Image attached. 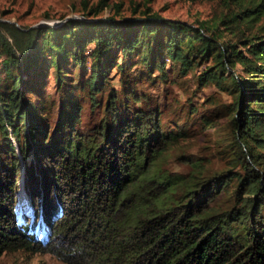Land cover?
I'll return each instance as SVG.
<instances>
[{
  "label": "trees",
  "instance_id": "trees-1",
  "mask_svg": "<svg viewBox=\"0 0 264 264\" xmlns=\"http://www.w3.org/2000/svg\"><path fill=\"white\" fill-rule=\"evenodd\" d=\"M107 1L56 25L0 20V256L49 249L68 264H264V0H234L220 15L249 28L261 20L237 40L242 49L220 43L207 21L149 8L97 16ZM132 53L148 78L164 77L165 55L183 72L213 58L199 82L230 84L232 166L209 169L183 151L187 171L167 167L184 125L165 127L135 91L141 105L113 87L100 100L109 70L124 73L119 59ZM73 66L88 75L71 82ZM49 69L56 111L44 90ZM84 99L99 116L80 123ZM22 161L33 215L21 212L19 223Z\"/></svg>",
  "mask_w": 264,
  "mask_h": 264
},
{
  "label": "rangeland",
  "instance_id": "rangeland-1",
  "mask_svg": "<svg viewBox=\"0 0 264 264\" xmlns=\"http://www.w3.org/2000/svg\"><path fill=\"white\" fill-rule=\"evenodd\" d=\"M99 0H0V19H7L18 25H54L60 20L68 18H81L82 11L95 7ZM107 5L98 11L97 16L116 17L139 16L143 10L149 8L157 11L164 17L181 19L188 22L207 21L210 27L218 25L219 30L217 39L220 43H234L242 49L239 38L248 35L253 31L261 20H255L253 27L245 24L236 25L235 22L223 24L220 22L221 14L235 9L234 0H108ZM55 24V25H56ZM243 30V31H242ZM87 46L86 49H89ZM121 54H119V58ZM164 77L156 76L157 70L151 74V78L141 75L145 68L141 65L137 53H132L125 59L129 65L124 73L113 66L108 72V82L102 88L99 98L104 102L108 90L113 87L117 90L122 99L128 104L141 105V101L135 102L131 97V92L146 95L145 100L152 106H157L160 110L159 118L165 127L176 128L184 125L186 134L182 136L177 145L172 147L169 158L164 164L167 167L175 168L178 171H187L188 165L180 162L177 153L184 151V154L197 157L199 161L209 169H220L232 166L235 162L229 144L230 135V109L232 104V94L227 87L230 84L225 82L221 86L211 78L207 72L208 81L199 82V75L206 72L209 65L213 63V58L209 57L197 64L193 69L183 72L178 62H171L165 55L163 57ZM72 76L71 82L75 83L78 78L88 75L87 66L85 69L73 66L70 69ZM235 73H240L241 68L238 63L232 68ZM45 93L49 95L55 105L58 99V90L51 74L48 71ZM144 102V101H143ZM146 102V103H147ZM84 110L81 117L82 121H88L91 117L98 118L99 114H93L87 103L83 100ZM154 109V108H153ZM95 113V112H94ZM151 115H155L151 110ZM32 155L27 156V162ZM25 170L23 161L21 162V175L17 181V202L16 213L19 223H24L22 213L32 216L31 197L27 193L24 185ZM219 193L217 197H223ZM21 199V205L19 200ZM22 212V213H21ZM38 227V226H37ZM38 237H44L45 232L36 229ZM0 264H68L59 258L49 249L29 252L17 250L14 252L3 253L0 256Z\"/></svg>",
  "mask_w": 264,
  "mask_h": 264
},
{
  "label": "water",
  "instance_id": "water-1",
  "mask_svg": "<svg viewBox=\"0 0 264 264\" xmlns=\"http://www.w3.org/2000/svg\"><path fill=\"white\" fill-rule=\"evenodd\" d=\"M81 18H83V17H81ZM0 20H3V21H10V20H7V19H0ZM61 21H62V20L58 21L57 24H58L59 22H61ZM10 22H12V21H10ZM48 24H49V23H47L46 25H48ZM55 24H56V23H55ZM55 24H54V25H55ZM17 25H18V24H17Z\"/></svg>",
  "mask_w": 264,
  "mask_h": 264
}]
</instances>
